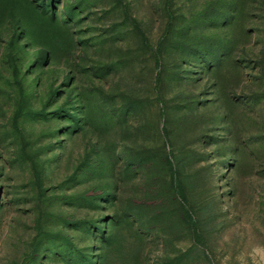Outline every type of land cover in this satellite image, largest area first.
I'll list each match as a JSON object with an SVG mask.
<instances>
[{"label":"rangeland","instance_id":"374dc122","mask_svg":"<svg viewBox=\"0 0 264 264\" xmlns=\"http://www.w3.org/2000/svg\"><path fill=\"white\" fill-rule=\"evenodd\" d=\"M0 264H264V0H0Z\"/></svg>","mask_w":264,"mask_h":264}]
</instances>
